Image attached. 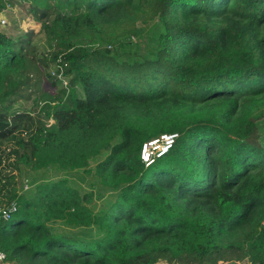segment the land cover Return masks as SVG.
Listing matches in <instances>:
<instances>
[{
  "label": "trees",
  "instance_id": "1",
  "mask_svg": "<svg viewBox=\"0 0 264 264\" xmlns=\"http://www.w3.org/2000/svg\"><path fill=\"white\" fill-rule=\"evenodd\" d=\"M23 1L38 31L0 0L5 264H264V0Z\"/></svg>",
  "mask_w": 264,
  "mask_h": 264
},
{
  "label": "built area",
  "instance_id": "2",
  "mask_svg": "<svg viewBox=\"0 0 264 264\" xmlns=\"http://www.w3.org/2000/svg\"><path fill=\"white\" fill-rule=\"evenodd\" d=\"M178 139V133H167L146 142L141 149V160L143 164L148 168L157 160L168 155ZM25 189H28L27 185ZM16 211L17 204L15 202L6 207L0 206V221H10ZM6 260V254L0 251V263H5Z\"/></svg>",
  "mask_w": 264,
  "mask_h": 264
},
{
  "label": "rangeland",
  "instance_id": "3",
  "mask_svg": "<svg viewBox=\"0 0 264 264\" xmlns=\"http://www.w3.org/2000/svg\"><path fill=\"white\" fill-rule=\"evenodd\" d=\"M31 5L29 2H24L23 0H19V3L16 2L14 3V6L12 8V12L11 13H7V16L5 18H3L2 20H5L6 22L8 21V23H11V20H10V16H13V13H14V16L13 18L19 22L18 19H21L23 20L24 19V22H21L22 25H25V26H30L32 29H35L36 31L39 30L40 26L39 24L37 23V21H35L33 15L31 14ZM7 31H10L11 30V24H9V26L6 28ZM38 34V32H36ZM36 34V38H35V41H40V40H44V37L43 35H37ZM43 87V86H42ZM45 87V85H44ZM59 89V87L57 88H52L53 92H56L57 90ZM45 90V88H44ZM32 104H33V101L29 100V101H26L25 102V106L30 108L32 107ZM26 179V178H25ZM159 264H168L167 262H159ZM218 264H249L247 262H229V263H223V262H219Z\"/></svg>",
  "mask_w": 264,
  "mask_h": 264
},
{
  "label": "crops",
  "instance_id": "4",
  "mask_svg": "<svg viewBox=\"0 0 264 264\" xmlns=\"http://www.w3.org/2000/svg\"><path fill=\"white\" fill-rule=\"evenodd\" d=\"M162 262V261H161ZM0 264H5V263H0ZM7 264V263H6ZM159 264V263H158Z\"/></svg>",
  "mask_w": 264,
  "mask_h": 264
}]
</instances>
